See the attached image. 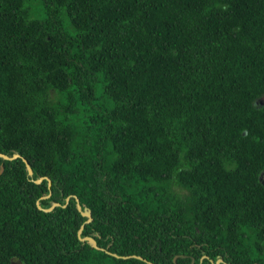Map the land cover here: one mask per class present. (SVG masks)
Returning <instances> with one entry per match:
<instances>
[{
	"label": "trees",
	"instance_id": "trees-1",
	"mask_svg": "<svg viewBox=\"0 0 264 264\" xmlns=\"http://www.w3.org/2000/svg\"><path fill=\"white\" fill-rule=\"evenodd\" d=\"M39 2L0 0V264H264V0Z\"/></svg>",
	"mask_w": 264,
	"mask_h": 264
},
{
	"label": "water",
	"instance_id": "water-1",
	"mask_svg": "<svg viewBox=\"0 0 264 264\" xmlns=\"http://www.w3.org/2000/svg\"><path fill=\"white\" fill-rule=\"evenodd\" d=\"M0 157L2 159H4V160H13V159H16V158H21L22 161L25 164V167H26V170H27L28 175L31 176L33 174V170L31 168V166L29 165L28 161L24 157H22L19 153H14L11 156H9L7 154L0 153ZM3 168L4 167L1 164L0 172L3 170ZM43 179H47V181H48V188H50L51 181L47 177H39V178L35 179L34 182L35 183H40ZM49 196H50V193L47 194V195L42 196L41 198H47ZM69 197L70 196L66 197V199H65L66 202H68ZM75 200H76V207H77L78 211L81 213L82 216L87 217V220H85V222L80 226V228L77 231V236H78L79 240H81V241H87L92 247H94L96 249H102L103 250V248H101V247H99L97 245L96 241L92 237H90V236H84V237H82L81 236V233H82L84 224L90 222L92 220V216H91L90 210L87 207H84V209H82V206H81V204H80V202H79V200H78V198L76 196H75ZM36 204H37V207L39 209H42L45 212H49V211L53 210L56 206H60L61 205L59 202H53L48 208H42L40 206V204H39V201H36ZM62 206H65V204H63ZM106 252L109 253V254H111V255H113L114 257H117V258H123V259H127V258H137V259H140V260L145 261L148 264H155V263H153V262H151V261L143 258L142 256L136 255V254L120 256V255H117L115 253H111V252H109L107 250H106ZM204 257L205 256H203L202 258H204ZM220 263H223V260L221 258L217 259L215 263L212 262L211 264H220ZM223 264H226V263H223Z\"/></svg>",
	"mask_w": 264,
	"mask_h": 264
},
{
	"label": "rangeland",
	"instance_id": "rangeland-1",
	"mask_svg": "<svg viewBox=\"0 0 264 264\" xmlns=\"http://www.w3.org/2000/svg\"><path fill=\"white\" fill-rule=\"evenodd\" d=\"M29 3L31 4V7L33 8V15L41 16V12L39 9V0H29ZM13 264H20L17 261L13 262Z\"/></svg>",
	"mask_w": 264,
	"mask_h": 264
}]
</instances>
